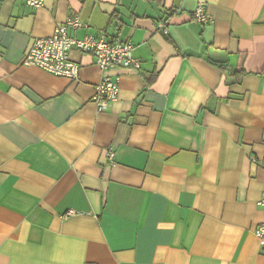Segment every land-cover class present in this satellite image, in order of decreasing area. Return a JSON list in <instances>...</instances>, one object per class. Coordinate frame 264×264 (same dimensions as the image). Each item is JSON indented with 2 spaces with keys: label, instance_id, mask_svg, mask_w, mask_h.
<instances>
[{
  "label": "crops",
  "instance_id": "obj_1",
  "mask_svg": "<svg viewBox=\"0 0 264 264\" xmlns=\"http://www.w3.org/2000/svg\"><path fill=\"white\" fill-rule=\"evenodd\" d=\"M199 1L0 0V264H264V0ZM72 15L141 68L25 64Z\"/></svg>",
  "mask_w": 264,
  "mask_h": 264
},
{
  "label": "built area",
  "instance_id": "obj_2",
  "mask_svg": "<svg viewBox=\"0 0 264 264\" xmlns=\"http://www.w3.org/2000/svg\"><path fill=\"white\" fill-rule=\"evenodd\" d=\"M27 4L34 8L44 6V0H27ZM194 20L198 23L207 24L212 21V16L207 11V3L203 0L198 2L194 11ZM86 26L77 15L70 16L67 21L59 25L54 33L48 37L36 38L25 56L24 63L34 65L52 73L71 80L80 77L81 65L71 58V50L78 49L80 52L94 57L97 66L105 71L111 67L141 68V61L135 57V46L129 41L110 40L106 32L100 35L87 34L77 37L73 32ZM162 23L160 27H164ZM120 92V77H103L96 85L94 102L99 112L107 110L117 101ZM108 159L113 162L114 147H109L106 152ZM264 209V197L260 200ZM70 211L67 215L72 214ZM255 233L260 240L264 252V221L256 228Z\"/></svg>",
  "mask_w": 264,
  "mask_h": 264
}]
</instances>
